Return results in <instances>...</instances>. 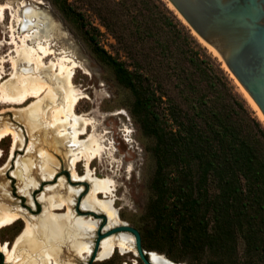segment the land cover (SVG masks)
<instances>
[{"label":"trees","instance_id":"trees-1","mask_svg":"<svg viewBox=\"0 0 264 264\" xmlns=\"http://www.w3.org/2000/svg\"><path fill=\"white\" fill-rule=\"evenodd\" d=\"M85 1L125 52L128 62L100 54L131 90L132 112L154 139L148 207L157 233L195 258L187 264H264V124L189 53L186 41L203 47L164 1L154 0L169 21L148 0ZM55 3L81 21L69 0Z\"/></svg>","mask_w":264,"mask_h":264},{"label":"rangeland","instance_id":"rangeland-1","mask_svg":"<svg viewBox=\"0 0 264 264\" xmlns=\"http://www.w3.org/2000/svg\"><path fill=\"white\" fill-rule=\"evenodd\" d=\"M27 1L36 7L35 10L39 13L41 20L45 21L44 16L48 15L61 26L60 30L66 34L67 39H60L59 44L64 43L63 45L72 54L71 57L79 65L74 74V86L84 97L77 103L76 110L80 113H87L86 116L92 121L88 126V132L100 137L103 145L107 147L93 160L91 166L100 176H109L115 181L114 202L121 220L118 224L125 221L136 227L144 236L146 246L144 247L143 243L142 246L148 251L155 250V252L164 254L177 264L195 261L192 256H183L178 244L157 233L156 222L149 213L148 206L155 195L151 188V180L156 167L152 148L154 139L142 131L132 112L134 97L131 90L117 80L113 68L102 59L100 54L102 50H105L114 57L128 62L125 52L113 35L102 25L99 18L88 10L85 0H69L77 10L83 13L79 22L63 14L55 0ZM162 1L190 30L201 46L206 49L208 55L216 59L225 74L217 68L215 61L212 60L213 63L206 58L203 48H199L192 41L185 42L189 53L195 55L200 60L199 62L206 60L215 75L226 84L228 93L232 97L244 98L264 124V117L259 109L228 69L216 49L199 37L167 0ZM148 2V8L154 9L158 15L169 21L170 14L159 7L154 0H148ZM10 16L11 12L7 9L5 22L0 21V55L7 56L8 59L6 62L8 74L1 80V83H4L7 89L9 88L7 84L11 80H16L14 78L25 70L24 67H19L16 72L11 66L9 53L14 46L9 43ZM86 29H89V36L93 37V43L86 35ZM12 55L15 56L16 53L13 52ZM36 100L37 98L31 97L22 104L0 102V129L7 125L12 126L14 131L16 130V137L14 134H9L0 141L2 154L0 159V214H3L5 210L18 211L22 214L16 222L0 229L2 242H7V247L11 252L9 260H6L3 251L0 252V264H55V262L56 264H132L135 260L138 264H144L133 251L122 254L117 249L110 258L99 259L96 254V257L92 259V252L88 255L81 248L87 245L94 249L97 230L94 234H86L88 237L81 234L80 230L74 233L71 221L80 216H86L78 214L76 206L80 204L92 182L87 180L88 182L83 183L71 178L68 161L75 150L71 152L70 147L67 146L69 138L57 135L56 129H52L55 126L50 121L51 114L46 112L39 115L37 120L30 119L29 108ZM118 111L121 113L116 114ZM57 136L61 138V142L56 140ZM63 138L66 140H62ZM27 163L31 167L27 166ZM83 164L80 162L78 165V171L81 174L85 171ZM7 165L8 167L5 168ZM70 188H80L81 192L72 193L74 196L69 195ZM60 201L65 203L63 209L51 207L52 203ZM67 208H70V211ZM96 212L103 213L101 210ZM91 216L97 218L99 224L101 223L98 217ZM27 219L30 220L31 231L27 237L15 244L16 236L24 228ZM133 248L135 249V242ZM207 261V259L202 260L203 263Z\"/></svg>","mask_w":264,"mask_h":264},{"label":"bare ground","instance_id":"bare-ground-1","mask_svg":"<svg viewBox=\"0 0 264 264\" xmlns=\"http://www.w3.org/2000/svg\"><path fill=\"white\" fill-rule=\"evenodd\" d=\"M38 2L41 1L39 0ZM35 8L36 7L28 3L27 0H0V21L5 22L7 9L11 12L9 43L14 46V49L9 53V55H11V66L16 72H18L19 67H24L25 69L23 72H19L20 74L18 73L19 75L17 78H14L16 80H11V82L7 84V87H9L8 89L5 88L1 80L8 74L6 69V62L8 59L6 58L7 56L0 55V102L22 104L31 97L37 98L29 108L30 119H32V121L34 119L37 120L39 115L49 112L51 114L50 121L55 126V128L52 127V129H56L57 135L69 138V144H67V146L70 147L69 149L71 152L75 150L72 152V156L70 155L71 157L68 161L71 178L83 183L87 180L92 182L88 192L84 195L80 204L78 203L76 206L77 213L86 216H80L74 221H71L72 230L74 233L80 230V233L83 235L94 234L97 230V238L98 234L103 235L99 241H97L96 238L94 249H91V247L87 245H83L81 248L84 249L88 255H90L91 252L93 254L96 249V254L99 259L110 258L117 249L122 254L133 251L135 255L139 256L136 246L135 249L133 248L135 237L130 231H112L115 227L127 223L123 221L121 224H118L121 220L119 210L114 202L115 181L109 176H100L91 166L93 160L101 155L107 147L103 145V140L100 137H97L94 133L88 132V126L91 125L92 121L86 116L87 113H80L76 110L77 103L84 97L79 94L78 89H76L77 87L74 86V74L79 65L71 57L72 54H70L69 49L63 45L64 43L59 44L60 39H67L66 34L60 30L61 26L48 15L44 16L45 21L41 20ZM34 27L36 28L34 29ZM13 52L16 53L15 56L12 55ZM243 89L246 91L244 87ZM247 94L249 95L248 92ZM250 98L252 99L251 96ZM252 101L254 102L253 99ZM254 104L256 105L255 102ZM256 107L259 109L257 105ZM259 111L264 117L260 109ZM119 113H121V111L116 112V114ZM35 125L36 124H34V126ZM11 127L12 126L6 125L4 128L0 129V141L9 134H14L16 137V130L14 131ZM59 136L56 137V140L61 142ZM62 140H64V138ZM49 147H51V145ZM48 153L47 151V154ZM1 156L0 149V159ZM54 159L56 162V158ZM80 162L84 163V174L78 171ZM27 166L30 165L27 163ZM7 167L8 165L5 168ZM33 174L35 173L33 172ZM80 192V188H70L69 195L72 193L79 194ZM74 194L72 195L74 196ZM64 206L65 203L63 201L51 204L53 209H63ZM67 209L70 211V208ZM98 210H101L103 213L98 214L96 212ZM67 215L69 214L67 213ZM91 215L98 217L101 223L99 224V220ZM21 217L22 214L18 211L5 210L3 214H0V229L8 224L16 222ZM61 224L62 222L59 226ZM31 228L30 220L27 219L24 228L16 236L15 244L27 237ZM86 237H88V235H86ZM1 251L6 255V260L11 258L10 248L7 247V242H2L0 236V252ZM148 256L153 264H177L164 254L152 250L149 251ZM132 264H138V262L135 260Z\"/></svg>","mask_w":264,"mask_h":264},{"label":"water","instance_id":"water-1","mask_svg":"<svg viewBox=\"0 0 264 264\" xmlns=\"http://www.w3.org/2000/svg\"><path fill=\"white\" fill-rule=\"evenodd\" d=\"M168 1L196 34L218 51L264 115V0ZM119 230L130 231L143 263L153 264L142 246L140 231L128 223L112 229ZM102 236L98 234L97 241Z\"/></svg>","mask_w":264,"mask_h":264}]
</instances>
